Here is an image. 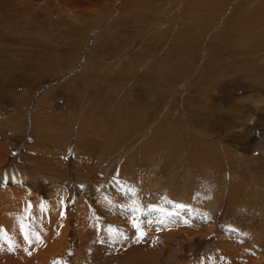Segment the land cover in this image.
Masks as SVG:
<instances>
[{"label":"rangeland","instance_id":"obj_1","mask_svg":"<svg viewBox=\"0 0 264 264\" xmlns=\"http://www.w3.org/2000/svg\"><path fill=\"white\" fill-rule=\"evenodd\" d=\"M18 190L0 264H264V0H0Z\"/></svg>","mask_w":264,"mask_h":264},{"label":"crops","instance_id":"obj_2","mask_svg":"<svg viewBox=\"0 0 264 264\" xmlns=\"http://www.w3.org/2000/svg\"><path fill=\"white\" fill-rule=\"evenodd\" d=\"M22 188H23V186H22ZM9 189V188H8ZM10 189L11 190H13L12 189V187H10ZM24 189V188H23ZM3 192L4 191H0V195H2V199H4V201H5V206H11V203H18V201L17 200H19L18 199V194H22L21 193V191H19L18 190V192H10V193H8V194H3ZM17 194V195H16ZM60 196H63L62 194H60ZM51 198H53V201H54V196H52ZM60 206H61V203H59V210H60ZM6 212H10V211H8V208L6 209V211H5V213ZM59 213V212H58ZM28 214V213H27ZM85 214V213H84ZM83 214V215H84ZM50 215V217H48V215H47V217L46 216H44V214H43V217H44V219H45V223L44 224H42V225H40V226H38V227H35L36 229H37V233L39 234V235H41L42 237H44V238H50V237H52L53 236V231L51 232L50 230L52 229L53 230V223H57V218L55 219H53V217H52V215L51 214H49ZM58 215V214H57ZM28 216H30V215H28ZM34 216V219H31L30 218V220H32V221H34L35 219H37V221L42 217V214H40L39 216H37V214H32V217ZM85 216V215H84ZM10 219H8V221H9ZM49 220V221H48ZM11 221V220H10ZM17 222H15V223H13V224H15V225H10V227H11V230L12 229H14V228H19L18 227V225L16 224ZM10 224H12V223H10ZM22 226L23 225H20V229L22 228ZM36 226V225H35ZM62 234H63V232H62ZM42 256V255H41ZM41 258H43V257H41ZM28 260V259H27Z\"/></svg>","mask_w":264,"mask_h":264}]
</instances>
